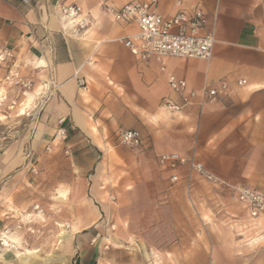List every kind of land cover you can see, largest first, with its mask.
Masks as SVG:
<instances>
[{
	"label": "crops",
	"instance_id": "crops-1",
	"mask_svg": "<svg viewBox=\"0 0 264 264\" xmlns=\"http://www.w3.org/2000/svg\"><path fill=\"white\" fill-rule=\"evenodd\" d=\"M131 1L0 0V47L13 53L0 74L30 80L28 94L39 105L28 152L0 157V189L16 180L30 186L32 169L65 156L70 174L55 183L54 210L56 224L70 229L72 264H264V210L249 216L234 190L188 164H158L160 154L175 152L235 187L264 193V0H158L152 10L165 17L199 7L206 18L201 33L214 43L207 60L146 61L120 42L136 26L103 11L104 4ZM68 5L81 8L82 28L76 20L64 25L60 8ZM170 75L198 95L183 103L168 86ZM221 80L227 88L214 101L200 95ZM59 126L63 141L53 138ZM121 130L137 131L140 146H122ZM205 184L215 189L202 190ZM109 223L115 230L108 241Z\"/></svg>",
	"mask_w": 264,
	"mask_h": 264
},
{
	"label": "built area",
	"instance_id": "built-area-1",
	"mask_svg": "<svg viewBox=\"0 0 264 264\" xmlns=\"http://www.w3.org/2000/svg\"><path fill=\"white\" fill-rule=\"evenodd\" d=\"M24 3L31 0H22ZM158 0H134L127 2L120 7L103 5V11L111 16L114 21L132 23L136 26V32L129 34L120 39L122 45L135 58L146 61L149 59L162 60L164 58H192L207 60L211 56V50L214 39L211 34H202L201 30L206 22L203 11L199 7H195L187 14L179 11L173 16L165 17L152 10V6ZM184 0H175L180 6ZM60 13L65 18L77 20L75 26L82 28L84 19L79 20L81 8L77 5L62 6ZM13 58V53L6 47H0V67L6 65ZM78 86H84V80L75 74ZM3 80L9 85L20 87L23 90H29L32 87L30 80L20 76L16 72L7 70L3 76ZM245 80L237 81L238 85L245 84ZM169 88L176 93L181 94L183 103L189 102L198 95L195 90H186L187 83L184 79L176 78L173 75L168 77ZM227 88L224 80L219 82L217 88L204 86L199 91L200 95L208 101H214L216 97ZM170 111H179V104L166 105ZM63 118L58 120L61 125ZM53 138L57 141H63L66 138L65 129L59 126L53 134ZM119 143L128 148H138L141 144V136L137 131L121 130L118 133ZM49 149V148H47ZM67 153V151H65ZM158 164L168 169H176L178 166L188 164L190 170L204 178L206 181L223 185L233 189L236 192L238 201L246 208L249 216L256 217L264 210V193L259 192L250 187H235L223 180H220L213 174L209 173L199 163L194 162L190 158L180 156L175 152H165L158 156ZM37 173L35 169H32ZM171 181L177 179L176 176L170 177ZM110 202L115 200L113 194L108 195ZM38 207L35 206V209ZM41 212V210H39ZM110 231H113L114 224L109 225ZM7 230H4L6 232ZM1 243V241H0ZM107 243L104 248H107Z\"/></svg>",
	"mask_w": 264,
	"mask_h": 264
},
{
	"label": "rangeland",
	"instance_id": "rangeland-1",
	"mask_svg": "<svg viewBox=\"0 0 264 264\" xmlns=\"http://www.w3.org/2000/svg\"><path fill=\"white\" fill-rule=\"evenodd\" d=\"M3 76L0 74V157L3 155L23 157L32 144L38 121L39 105L33 98H28V92H31L32 87L29 90H23L20 87L9 85L3 80ZM22 106H27L28 109L20 114ZM36 169L38 172L30 186L16 180L0 189V217L4 220V227L0 229V235L5 233L4 230H7V233H14L20 241L18 249L20 253H23L25 249L38 252H36L35 258H30L24 263L14 248L5 247L1 242L0 264H72L67 255L69 253L68 242L71 237L67 241L59 243L57 234L60 232L61 226L56 224L54 210L55 183L70 174L69 163L65 156L61 155L44 165L42 169H39L38 166ZM16 171L15 174H19ZM206 184L202 185V190L213 191L215 189ZM35 206L38 208L35 209ZM193 219L194 216H192ZM111 224L106 226L103 235L106 240L115 230L114 228L113 231H110L108 227ZM62 225L63 228L70 231L65 224ZM191 233L193 235L197 231L191 230ZM234 233L237 236L240 230H236ZM106 240H104L106 243L101 247L103 251L107 244ZM207 242L210 244L209 240ZM209 244L207 246L208 256L211 252ZM51 255L58 259L48 260ZM207 264L210 262L208 261Z\"/></svg>",
	"mask_w": 264,
	"mask_h": 264
},
{
	"label": "bare ground",
	"instance_id": "bare-ground-1",
	"mask_svg": "<svg viewBox=\"0 0 264 264\" xmlns=\"http://www.w3.org/2000/svg\"><path fill=\"white\" fill-rule=\"evenodd\" d=\"M61 19H62V21H63V23H64V25L66 27L67 26H70V27H74L75 26L74 20H72L70 18H65L62 15H61ZM31 95L32 94H28V98L29 99H32ZM27 109H28L27 106H22L20 108V114H23L24 111L27 110ZM64 196H65L64 191H59L58 198L60 199V198H62ZM60 226H61L60 227V232L57 234V239H58L59 243H63L64 241H67L70 238V233H69L68 230L63 228V225H60ZM0 241L2 242L1 244L4 245L5 247L14 248L17 251V254L21 256L20 260L24 261V263H25V261H29L28 259H30V258H35L36 257V252H38L37 250L25 249V251L23 253H20L18 251V249L20 248V241H19V239L17 238V236L14 233H7V231L5 233H2L0 235ZM57 259H58V257H56L54 255H51L48 260L53 261V260H57Z\"/></svg>",
	"mask_w": 264,
	"mask_h": 264
}]
</instances>
